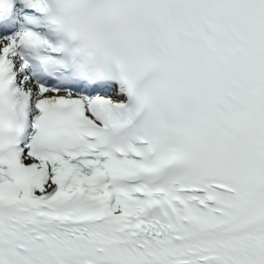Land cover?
I'll return each instance as SVG.
<instances>
[{
    "label": "snow or ice",
    "instance_id": "snow-or-ice-1",
    "mask_svg": "<svg viewBox=\"0 0 264 264\" xmlns=\"http://www.w3.org/2000/svg\"><path fill=\"white\" fill-rule=\"evenodd\" d=\"M0 264H264V0H0Z\"/></svg>",
    "mask_w": 264,
    "mask_h": 264
}]
</instances>
